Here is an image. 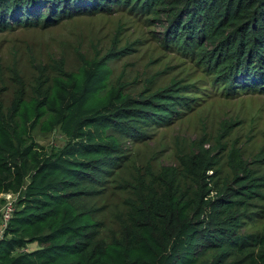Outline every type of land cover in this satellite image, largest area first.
<instances>
[{
	"label": "trees",
	"instance_id": "obj_1",
	"mask_svg": "<svg viewBox=\"0 0 264 264\" xmlns=\"http://www.w3.org/2000/svg\"><path fill=\"white\" fill-rule=\"evenodd\" d=\"M116 7L156 19L164 14L172 38L163 44L170 42L181 54L196 58L229 92L248 88L264 93V0H0V32L47 27ZM114 54L110 50L108 56ZM60 73L51 94H44L34 109L35 117L47 111L59 114L54 119L67 137L60 150L41 155L34 142L13 145V128L0 102V193L10 190L2 174L12 172L21 182L28 177L0 240V264H224L222 248L237 239L232 233L235 215L228 213L244 200L262 199L264 189V175L254 176L236 151L229 153L233 178L213 199L205 200L211 191L208 162L195 155L186 165L196 186L192 199L177 191L174 170L137 185L122 234L109 245L98 240L100 224L90 218L96 210L77 213L72 206L104 189L106 178L123 163L122 143L105 133L147 140L148 130L169 125L190 109V87L177 88L174 82L138 100L111 92L91 103L102 88L103 64L91 74L82 69L74 79L62 69ZM23 99L20 91L9 119L18 117L15 111ZM255 162L263 164L264 150ZM255 243L259 253L245 260L264 264V246H259L264 235ZM213 251L219 253H209Z\"/></svg>",
	"mask_w": 264,
	"mask_h": 264
},
{
	"label": "rangeland",
	"instance_id": "obj_2",
	"mask_svg": "<svg viewBox=\"0 0 264 264\" xmlns=\"http://www.w3.org/2000/svg\"><path fill=\"white\" fill-rule=\"evenodd\" d=\"M165 19L162 13L156 19L116 7L47 27L15 26L0 32V102L6 123L13 128L10 142L17 148L34 142L41 155L60 150L67 142L54 119L58 113L47 111L35 117L34 112L44 94L53 91L60 69L74 79L82 69L91 74L97 64H103L102 88L91 103H99L101 96L111 92L138 100L174 82L177 88L190 87L186 94L191 99L190 109L169 125L148 130L147 140L132 141L113 130L105 133L122 143L123 163L106 178L104 189L72 204L77 213L96 210L90 218L100 224L98 240L103 245L121 236L129 204L136 199L135 187L146 186L164 170H174L177 191L192 199L196 186L186 165L194 155L210 167L205 176L211 191L205 200L215 198L223 183L233 178L230 151L238 152L254 176L264 175V162H255V156L264 150V93L248 88L229 92V86L215 81L196 58L181 54L170 42L163 44L172 38V33L165 31ZM125 47L126 53H118ZM110 50L115 51L114 56H108ZM67 80L65 77L64 84ZM20 91L23 105L15 111L18 117L9 119ZM2 138L0 133V144ZM16 177L12 172L2 174L10 190L0 193V208L16 204L25 189L28 177L22 182ZM155 188L161 190L158 183ZM262 193V199L244 200L228 213L235 215L232 233L237 239L222 248L224 264H250L245 257L259 253L255 240L264 235V189ZM242 244L245 250L240 249ZM209 253L217 255L219 251Z\"/></svg>",
	"mask_w": 264,
	"mask_h": 264
},
{
	"label": "built area",
	"instance_id": "obj_3",
	"mask_svg": "<svg viewBox=\"0 0 264 264\" xmlns=\"http://www.w3.org/2000/svg\"><path fill=\"white\" fill-rule=\"evenodd\" d=\"M7 204L1 206L0 208V239L3 238L4 232L7 228V224L12 216L14 205L11 203V206H6Z\"/></svg>",
	"mask_w": 264,
	"mask_h": 264
}]
</instances>
